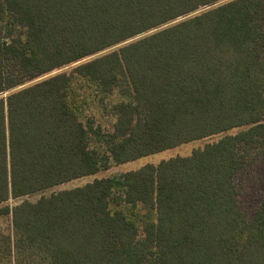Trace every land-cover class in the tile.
<instances>
[{"label":"trees","instance_id":"1","mask_svg":"<svg viewBox=\"0 0 264 264\" xmlns=\"http://www.w3.org/2000/svg\"><path fill=\"white\" fill-rule=\"evenodd\" d=\"M1 3L0 264H264V0Z\"/></svg>","mask_w":264,"mask_h":264},{"label":"rangeland","instance_id":"2","mask_svg":"<svg viewBox=\"0 0 264 264\" xmlns=\"http://www.w3.org/2000/svg\"><path fill=\"white\" fill-rule=\"evenodd\" d=\"M1 10H2V3L0 0V11ZM2 34L4 35V32L0 31V37L3 36ZM99 108L101 110L103 107H99ZM88 113H90V111H87V110L85 111V113H83V115L85 116L84 117L85 121L88 118L86 116V115H89ZM101 115L99 116L102 118V120H100V118L97 117L98 120L104 126H110L112 123L111 117L108 114H105V112L101 113ZM217 138L218 136L206 138L203 140H197V141L183 144L175 148H171V149L156 153V154L145 156V157H142L137 160L130 161L124 164H119V165L113 164L108 169H104L95 175L86 176V177H82L76 180H72L68 183L56 186L47 191L31 195L28 197V199L32 201H36L42 195H49L52 192L59 191L62 189L82 186V185H85L86 183L93 181L95 178L120 175L125 172L137 170L147 164H158L161 161L167 160L172 157L188 156L193 152L194 149L202 147L205 145V143L216 140ZM239 179L241 180L240 182L245 187V191H244L245 199L249 205L251 216H253L255 213L256 207L259 204L261 192L264 190V146L256 151L251 163L248 164L246 167H244L243 171L240 172ZM19 201L20 200L12 199L8 202V204H10V206H13ZM13 231L14 230H13V223H12L11 215H4L0 217V234L2 233L13 234Z\"/></svg>","mask_w":264,"mask_h":264}]
</instances>
